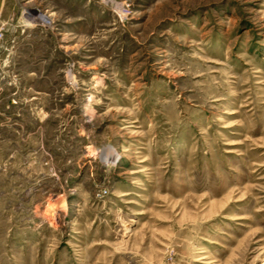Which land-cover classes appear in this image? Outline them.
<instances>
[{
    "label": "rangeland",
    "instance_id": "obj_1",
    "mask_svg": "<svg viewBox=\"0 0 264 264\" xmlns=\"http://www.w3.org/2000/svg\"><path fill=\"white\" fill-rule=\"evenodd\" d=\"M0 264H264V0H0Z\"/></svg>",
    "mask_w": 264,
    "mask_h": 264
},
{
    "label": "bare ground",
    "instance_id": "obj_2",
    "mask_svg": "<svg viewBox=\"0 0 264 264\" xmlns=\"http://www.w3.org/2000/svg\"><path fill=\"white\" fill-rule=\"evenodd\" d=\"M50 206V205H49ZM53 205L51 204L50 208L52 207Z\"/></svg>",
    "mask_w": 264,
    "mask_h": 264
}]
</instances>
